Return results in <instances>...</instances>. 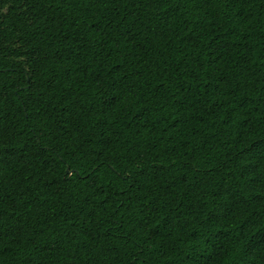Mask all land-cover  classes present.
<instances>
[{
    "label": "trees",
    "instance_id": "16d2710c",
    "mask_svg": "<svg viewBox=\"0 0 264 264\" xmlns=\"http://www.w3.org/2000/svg\"><path fill=\"white\" fill-rule=\"evenodd\" d=\"M264 264V0H0V264Z\"/></svg>",
    "mask_w": 264,
    "mask_h": 264
},
{
    "label": "snow or ice",
    "instance_id": "6c2138e0",
    "mask_svg": "<svg viewBox=\"0 0 264 264\" xmlns=\"http://www.w3.org/2000/svg\"><path fill=\"white\" fill-rule=\"evenodd\" d=\"M223 264H231V261L225 259V260L223 261Z\"/></svg>",
    "mask_w": 264,
    "mask_h": 264
}]
</instances>
